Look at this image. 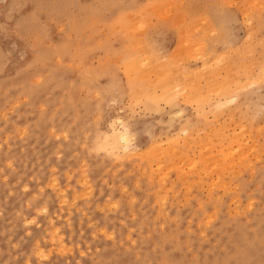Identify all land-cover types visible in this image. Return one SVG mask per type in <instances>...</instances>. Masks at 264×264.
I'll return each mask as SVG.
<instances>
[{
	"label": "rangeland",
	"instance_id": "rangeland-1",
	"mask_svg": "<svg viewBox=\"0 0 264 264\" xmlns=\"http://www.w3.org/2000/svg\"><path fill=\"white\" fill-rule=\"evenodd\" d=\"M263 65L264 0H0V264H264Z\"/></svg>",
	"mask_w": 264,
	"mask_h": 264
},
{
	"label": "bare ground",
	"instance_id": "bare-ground-1",
	"mask_svg": "<svg viewBox=\"0 0 264 264\" xmlns=\"http://www.w3.org/2000/svg\"><path fill=\"white\" fill-rule=\"evenodd\" d=\"M157 5H159V4H157ZM153 7H154V6H153ZM158 7H159V6H158ZM160 8H161V7H159L158 9H160ZM162 8H163V7H162ZM162 10H163V9H162ZM159 12H160V11H159ZM136 19H137V18H136ZM137 21H138V20H137ZM200 21H201V20H200ZM140 22H141V21H140ZM141 23H142V22H141ZM201 25H202V24H201ZM211 25H212V24H211ZM136 26H137V25H136ZM136 26H135V28H136ZM140 26L142 27V24H141ZM143 26H144V25H143ZM138 27H139V26H138ZM195 27H196V26H195ZM142 28H145V27H142ZM139 30H140V29H139ZM139 30H138V28H137V31H139ZM141 30H142V29H141ZM190 31H191V30H190ZM186 32H187V31H186ZM182 34H183V33H182ZM187 34H188V33H187ZM189 34H190V33H189ZM186 36L188 37L189 35H186ZM186 36H185V37H186ZM180 40H181V39H180ZM182 41H183V38H182ZM138 42L141 43L140 40H138ZM189 42H191V41H189ZM186 43H187V42H186ZM138 44H139V43H138ZM179 44H180V43H179ZM190 44H191V43H190ZM193 44H194V43H193ZM200 44H201V41H200ZM202 44H204V43H202ZM180 46H181V45H180ZM184 46H185V47H186V46H189V44H187V45L184 44ZM192 46L194 47V45H192ZM196 46H197V45H195V47H196ZM200 46H201L200 48H203V49L205 48V47L202 46V45H200ZM190 47H191V46H190ZM190 47H187V49H189ZM182 48H184V47H181L180 49H182ZM197 48H198V47H197ZM203 49H202V51H203ZM182 50H183V49H182ZM189 50H190V49H189ZM189 50L186 51V49H185V54L187 53V55H188ZM140 51H141V50H140ZM192 51H193V50H192ZM195 51L199 52L200 50L198 51V50L195 49ZM202 51H200V52H202ZM180 52H181V51H180ZM183 52H184V51H183ZM197 52H196V53H197ZM200 52H199L198 54H203V53H200ZM204 52H206V51H204ZM173 53H175V52H173ZM196 53H194V54H195V55H198V54H196ZM177 54H178V52H177ZM205 54H206V53H205ZM179 55H180V54H179ZM138 56H139V55H138ZM174 56H176V55H174ZM188 56H190V55H188ZM191 56H192V54H191ZM202 56H203V55H202ZM215 56H216V54H215ZM219 56H220V55H219ZM219 56L217 55L216 58L219 59ZM221 56H222V55H221ZM135 57L137 58V56H135ZM141 57H142V56H141ZM181 57H182V55H181ZM223 57H224V59H222V60L224 61V60L227 58V56H223ZM225 57H226V58H225ZM133 58H134V57H133ZM133 58H130V59H133ZM139 58H140V57H139ZM173 58H174V57H173ZM178 58H179V57H178ZM189 58H190V57H189ZM193 58H194V57H193ZM130 59H128V60L125 62V64L128 62V64H126V65H127V69H128V70H127L128 72H126V73H128V75H129V72L132 73V75H135V74L138 75V74H140V72H141V71H140L141 68H142V73H143V68L147 67L148 63L150 62V59H148L149 62L147 61V62H146L147 65H146L145 63H143V62L140 61L141 58H140V59L137 58L138 60H136L135 58H134V60H130ZM154 59H155V58H154ZM154 59H151V60H152V63H153V60H154ZM158 59H159V58H158ZM210 59H211V58H210ZM220 59H221V58H220ZM220 59H219L218 61L216 60V61H217V62H216L217 64L215 63L214 66H215V65L217 66V65H219V64H221V63H223V64L225 63V62H222ZM129 60H130V61H129ZM141 60H142V59H141ZM144 60H145V59H144ZM169 60H170V59H169ZM175 60H176V59H175ZM211 60H212V59H211ZM211 60H210V61H211ZM214 60H215V59H213L212 62H213ZM154 61H155V60H154ZM173 61H174V60H173ZM207 61H208V60H207ZM219 61H221V62H219ZM225 61H226V65H227V64H228V60L226 59ZM229 61H230V60H229ZM156 62L158 63L159 60L156 59ZM212 62L209 63V66L206 65L207 68L210 67V64H211V65L213 64ZM218 62H219V64H218ZM140 63H142L143 65L145 64L146 66H142ZM152 63L149 64V65H151V69H152V67H153V66H152ZM166 63H170V62L167 61ZM166 63L164 64V66L166 65ZM171 63H172V62H171ZM207 63H208V62H207ZM155 64H156V63H155ZM172 64H173V63H172ZM203 64H204V63H203ZM232 64H233V63H232ZM159 65H160V64H158V66H159ZM173 65H174V64H173ZM226 65H225V66H226ZM228 65H230V62H229ZM140 66H141V67H140ZM164 66H161V67L159 66L160 69L158 68V70L155 68V69H154V72H155V70H156V73H153V72H152L153 74H150V75H154V74H155V79H156V77L159 78V79H156V80H157V83H158V84H161V85H158V87H157L156 85H153L154 83H156L155 81L152 80V82H151V80H148V81L151 82L150 85H148V86H146V87L144 86V87L142 88L143 90H145L144 93H145V92L148 93V95H146V96L148 97L149 100H148L147 98H145V97H142V96H141L142 94L140 95L142 98L147 99V101L145 100L146 103H147V102H150V98H149L150 96H149V93H150V95H151V90H152V91H153V90L155 91V88H160V87H162V86H163V87H162L163 91L161 92L160 95L163 96V99H160V98H157V97H156V98H157L156 100H158V101H159V100H164V99H166V100H167V99H173L172 97H174V96L172 95V93H174V92H176V94H177L176 96H177V97H178V96L180 97V95H181V93H180V95L177 93V92L180 91L181 86H182V82L180 83L179 80H178V79H180V81H181V77H180V78L176 77V78H178V79L176 80L177 83L174 84V87H173V86H168L169 83H168V85H164V84H166L167 82L170 81V80L167 78V75H168L169 73H170L169 76L172 74L171 71H170L167 75H166V73H164L165 70H164V72H162ZM169 66H170V64H167V66H166L165 68H167V67H169ZM231 66H232V65H231ZM124 67H126V66H124ZM155 67H157V66L155 65ZM165 68H164V69H165ZM169 68H170V67H169ZM205 68H206V67L204 66V69H203V70H206ZM221 68H222V67H221ZM227 68L229 69V66H228ZM230 68H232V67H230ZM167 69H168V68H167ZM167 69H166V70H167ZM209 69H210V68H209ZM219 69H220V68H219ZM234 69H236V68H234ZM234 69H232V70L234 71ZM145 70H146V68H145ZM145 70H144V71H145ZM152 70H153V69H152ZM210 70H211V69H210ZM222 70H223V69H222ZM125 71H126V70H125ZM146 71H147V72L149 71V70H148V67H147V70H146ZM208 71H209V70H208ZM208 71H207V72H208ZM215 71H216V70H215ZM218 71H219V70H218ZM218 71H216V72L218 73ZM228 71H229V70H228ZM230 71H231V70H230ZM230 71H229V72H230ZM238 71H239V70H238ZM150 72H151V71H150ZM157 72H159V73H157ZM188 72H189V71H188ZM203 72H204V71H203ZM203 72H202V73H203ZM213 72H214V71H213ZM221 72H222V71H221ZM229 72L226 73V74L228 75ZM234 72H235V71H234ZM142 73H141V74H142ZM160 73H161V74H160ZM162 73H164L163 76H161ZM174 73H175V72H174ZM184 73H185V72H184ZM202 73H201V74H202ZM217 73H216V74H217ZM145 74H146V73H144V75H145ZM178 74H179V75H180V74L182 75L183 72H182V73L179 72ZM186 74H188V73H186ZM186 74H184V76H185ZM207 74H208V73H207ZM210 74H211V73H210ZM214 74H215V73H214ZM223 74H224V73H223ZM226 74H225V75H226ZM255 74H256V72H255ZM255 74H253V75H255ZM257 74H258V73H257ZM132 75H131V76H132ZM144 75L142 74V77H143ZM146 75H149V72H148V74H146ZM146 75H145V77H146ZM150 75H149V76H150ZM159 75H160V77H159ZM164 75H165V76H164ZM174 75H175V74H174ZM202 75H204V73H203ZM217 75H218V74H217ZM217 75H214V76L217 77ZM138 76L140 77L141 75H138ZM205 76H206V75H205ZM223 76H224V75H223ZM228 76H229V75H228ZM228 76H224V77H228ZM238 76H239V75H238ZM126 77H127V76H126ZM129 77H130V76H129ZM145 77H143V78H145ZM165 77L167 78L168 81H167V80H163L164 83H161L162 81L159 82V80H161L162 78L165 79ZM174 77H175V76H174ZM187 77L190 78V75L187 76ZM195 77H196V76H195ZM199 77H200V75H199ZM211 77H213V76H211ZM220 77H221V76H220ZM220 77H218V78H220ZM230 77H231V74H230ZM260 77H263V79H264V65H263V67H262L261 70H260L259 77H258V78H255V77H254V78L257 79V81H258V79H259V81H260ZM135 78H137V77H135ZM143 78H142V79H143ZM146 78H149V79H150V77H148V76H147ZM169 78L172 79L173 76H171V77H169ZM176 78H175V79H176ZM185 78H186V77H185ZM189 78H188V82H189V84H190V83H192V81H189V80H190ZM193 78H194V76H192V79H193ZM196 78H197V77H196ZM196 78H195V79H196ZM128 79H132V77L127 78V80H128ZM201 79H203V78H201ZM201 79H200V81H201ZM205 79L207 80V78H205ZM221 79H222V78H220V81H221ZM232 79H233V78H232ZM237 79H238V78H237ZM261 79H262V78H261ZM263 79H262V81H263ZM173 80H174V79H173ZM173 80H172V83L174 82ZM213 80H214V79H213ZM222 80H223V79H222ZM235 80H236V78H235ZM148 81L146 80V82H148ZM166 81H167V82H166ZM182 81H183V80H182ZM198 81H199V80H198ZM200 81H199V82H200ZM203 81H204V80H203ZM216 81H217V80H216ZM218 81H219V80H218ZM223 81H225V80H223ZM226 81H229V80H226ZM239 81H240V80H239ZM251 81H252V80H251ZM254 81H255V80H254ZM254 81H252V82H254ZM132 82H133L132 80H131L130 83L127 81V83L130 84L131 86L133 85ZM193 82H194V80H193ZM214 82H215V80H214ZM214 82L211 81V83H213V85H214ZM233 82H234V81H233ZM174 83H175V82H174ZM183 83H184V82H183ZM185 83L187 84V82H185ZM185 83H184V85H185ZM195 83H196V82H195ZM205 83H206V82H205ZM208 83H209V80H207V83H206V84H208ZM236 83L239 84V82H237V80H236ZM147 84H148V83H147ZM189 84H188V85H189ZM200 84H201V83H200ZM206 84H205V85H206ZM217 84H218V83H217ZM217 84L215 83V85H217ZM220 84L222 85V82H220ZM130 85H128V86H130ZM188 85H185V86L187 87ZM192 85H196V84L192 83L190 86L192 87ZM205 85H202L201 88H202L203 86H205ZM210 85H211V84H210ZM218 85H219V84H218ZM230 85H234V84L231 83ZM131 86H130V87H131ZM154 86H155V88H154ZM190 86H189V87H190ZM224 86H225V85H224ZM135 87H136V86H135ZM189 87H188V89H187L188 91H189ZM199 87H200V85H199ZM205 87H207V85H206ZM209 87H210V86H209ZM212 87H213V86H212ZM212 87H211V89H212ZM228 87L231 88V86H227V87L225 86L224 88H228ZM238 87H239V86H238ZM138 88H139V87L137 86L136 89H138ZM153 88H154V89H153ZM195 88H197V85H196ZM215 88H216V87H215ZM217 88H220V86H218ZM129 89H131V88H129ZM133 89H134V88H133ZM133 89H132V90H133ZM140 89H141V88H140ZM140 89H139V90H140ZM184 89H185V88H184ZM184 89H183V90H184ZM190 89H191V91L194 90V88H193V90H192V88H190ZM199 89H200V88H199ZM199 89H196V92H198V93L201 92V94H202V92H204V90L202 91V89H200V90H199ZM204 89H205V88H204ZM156 90H157V89H156ZM159 90H160V89H159ZM181 90H182V89H181ZM185 90H186V89H185ZM187 90H186V91H187ZM197 90H198V91H197ZM205 90H206V89H205ZM207 90L209 91L210 89L207 88ZM207 90L205 91V93L208 92ZM218 90H219V89H218ZM135 91H137V90H135ZM228 91H229V90H228ZM233 91H234V90L231 91L232 94H233ZM235 91H236V90H235ZM238 91H239V89H238ZM129 92H130V94H131L132 91H129ZM137 92L139 93V91H137ZM141 92H142V90H141ZM180 92H181V91H180ZM193 92H194V91H193ZM213 92H214V90H212V93H213ZM215 92L217 93V91H215ZM219 92H221V90L218 91V95H219ZM223 92H224V91H223ZM225 92H226V91H225ZM225 92H224V93H225ZM134 93H135V92H133V93H132L133 95L131 94L130 96H131V98H134V100L136 101V99H135V95H136V94L134 95ZM138 93H137V95H138ZM142 93H143V92H142ZM144 93H143V94H144ZM152 93H153V92H152ZM156 93H157V91L155 92V94H156ZM162 93H163V94H162ZM183 93H184V91L182 92V94H183ZM185 93H186V92H185ZM221 93H222V92H221ZM155 94H153L154 97L157 96V95H155ZM157 94H159V93H157ZM170 94H171V95H170ZM188 94H189V93H188ZM192 94H194V93H192ZM201 94L199 93V95H201ZM226 94H227V93H226ZM174 95H175V94H174ZM196 95H198V94L196 93L194 96H196ZM206 95H207V94H206ZM206 95L203 94V96H204L205 98H203L202 95H201V96H198V97L201 98V99L203 98L204 101H205V100H206ZM227 95H228V94H227ZM229 95H230V94H229ZM132 96H133V97H132ZM140 96H138L137 99H140V98H139ZM143 96H145V94H144ZM161 96H160V97H161ZM170 96H172V97H170ZM189 96H192V95H189ZM232 96H233V95H232ZM154 97L151 95V100H152V98L155 99ZM168 97H170V98H168ZM198 97H197V98H198ZM186 98H187V97H186ZM190 98L192 99V101L194 100L193 97H190ZM190 98H189V99H190ZM175 99H176V98H175ZM177 99H178V98H177ZM181 99H182V97H181ZM203 99L201 100V102L203 101ZM207 99H210V97L208 98V96H207ZM235 99H236V98H235ZM156 100H155V101H156ZM185 100H186V99H185ZM187 100H188V99H187ZM171 101H173V100H171ZM171 101H170V102H171ZM197 101H198V100H197ZM207 101H208V100H206V102H207ZM166 102H169V101H166ZM173 102H175V101H173ZM190 102H191V101H190ZM195 102H196V101H195ZM201 102H200V103H201ZM153 103H155V102H153ZM157 103H158V102H157ZM191 103H192V102H191ZM197 103H198V102H197ZM197 103H196V104H197ZM155 104H156V103H155ZM196 104H195V106H196ZM203 104H205V103H203ZM203 104H201V105H203ZM157 105H158V104H157ZM191 105H192V104H191ZM197 105H198V104H197ZM201 107H202V106H201ZM179 108H180V106H179ZM182 110H183V109H182ZM180 114H181V113H180ZM231 114H233V116H234V113H231ZM177 115H179V114L177 113ZM115 123H117V122H115ZM117 124H119V123H117ZM120 125H122V126L124 127V128H122L123 130H119V129H116V128H112V130L110 131V133H108V135L106 136V138H105V140H104V143H103L104 146H105L104 148L107 147L106 149H109V151H112V153H114V154L116 153L117 155H118L119 152H121V150H123V152H128V151L130 152L129 149H130V147H131L130 144H131V142H132L131 135L133 136V134H130V130H131V129L129 130V128H127V127H129V126L126 127L125 122H124L123 120H121V119H120ZM112 126L114 127V125H112ZM237 126H239V125H237ZM240 126H241V125H240ZM115 127H116V126H115ZM198 130H199V129H198ZM240 130H241V129H240ZM188 131H189V130H188ZM202 131H203V130H202ZM185 133H186V132H185ZM217 133L219 134V132H217ZM248 133H249V132H248ZM238 134H239V133H238ZM242 134H243V133H242ZM173 136H174V135H173ZM175 137H177V136L175 135ZM185 138H186V137H185ZM234 138H235V137H234ZM239 138H240V137H239ZM243 138L245 139V137H243ZM171 139H172V137L170 138V141L173 142ZM173 139H174V138H173ZM211 139H213V138H211ZM247 139H248V137H247ZM247 139H246V140H247ZM250 139H251V138H250ZM209 140H210V139H209ZM234 140H238V139L235 138ZM174 142H177V141H174ZM240 142H242V140H241ZM240 142H238V143H240ZM188 143H189V142H187V145L189 146ZM209 143H210V142H209ZM209 143H208V145H209ZM233 143H234V142H233ZM235 143H236V142H235ZM238 143H237V144H238ZM253 143H254V142H253ZM173 144H174V143H172V145H173ZM230 144H231V143H229V145L227 144L226 147H227V146H233V144H231V145H230ZM237 144H236V146L239 147ZM240 144H241V143H240ZM183 145H184V144H183ZM183 145H182V146H183ZM204 145H206V144H204ZM242 145L244 146V143H243ZM242 145H241L239 148H241ZM247 145H248V144H247ZM247 145H246V146H247ZM252 145H253V144H252ZM157 146H158V145H157ZM168 146H169V145H168ZM173 146H174V145H173ZM206 146H207V145H206ZM236 146H235V147H236ZM253 146H254V145H253ZM175 147H176V146H174V151H173L174 155L178 154V151H175ZM190 147H191V146H190ZM213 147H214V146H213ZM221 147H222V145H221ZM248 147H250V146H248ZM151 148H152V147H150V149H151ZM155 148H156L157 150H159V147H155ZM169 148H173V147H169ZM188 148H189V147H188ZM205 148H206V147H205ZM210 148H211V147H210ZM228 148H230V147H228ZM239 148H238V150H239ZM243 148H244V147H243ZM245 148H246V147H245ZM253 148H254V147H253ZM162 149H163V148H161L160 153L163 151ZM177 149H178V148H177ZM206 149H207V148H206ZM213 149H214V148H211L210 150H213ZM230 149H233V147H231ZM230 149H229V150H230ZM248 149H249V148H247L246 151L243 150V151L245 152V154H243V157H242V155H241L242 158H244V156H245L246 158H248V156H246V155H248V153H249V151H247ZM250 149H251V148H250ZM148 150H149V149H148ZM148 150L146 151V154H148V153H147V152H149ZM157 150H154V151H153V150H150V155H151L153 152L157 151ZM172 150H173V149H172ZM179 150H180V149H179ZM220 150H221V149H220ZM220 150H219V151H220ZM225 150H226V151H225ZM225 150L223 149V150H221L220 153L218 152V153H219V156H216V157H210V159L215 158L214 160H217V161H215V163L218 162V163L215 164V166L217 165L216 168L219 167V166H218L219 161L222 163L221 166H222V168L225 169V170H227L229 167H231L232 164L235 163V162H234L235 159H234L233 161L231 160V162H232L231 165L227 162L228 158L231 159L230 157H228V156H230V154L232 155V157L236 154V153L234 154V153H231V152H230V151H233L234 149L228 151V149L225 148ZM238 150H237V151H238ZM254 150H255V149H254ZM254 150H253V152H254ZM167 151H168V150H167ZM169 151H170V149H169ZM227 151H228V152H227ZM239 151H240V150H239ZM151 152H152V153H151ZM175 152H176V153H175ZM216 152H217V151H216ZM233 152H234V151H233ZM244 152H243V153H244ZM246 152H247V153H246ZM162 153H163V152H162ZM171 153H172V152H171ZM173 153H172V154H173ZM208 153H209V152H208ZM239 153H240V152H239ZM239 153H237V154H239ZM116 154H115V155H116ZM131 154H132V153H127L126 157H127L128 155L133 156V155H131ZM142 154L144 155L145 152H144V153H141L140 156H141ZM166 154H167V153H166ZM211 154H212V152H211ZM211 154H210V155H211ZM215 154H217V153H215ZM250 154H251V152H250ZM257 154H258V153H257ZM143 155H142V159H143V157H144ZM153 155H157V153H156V154L154 153ZM153 155H152L153 158L158 157V155H157L156 157L153 156ZM159 155H160L161 157H164V155H161V154H159ZM182 155H183V154H182ZM207 155H208V154L206 153V156H207ZM217 155H218V154H217ZM239 155H240V154H239ZM123 156H124V155H123ZM130 156H129V157H130ZM169 156L172 157V158L174 159V156H171V154H169ZM201 156H202V155H201ZM212 156H213V155H212ZM252 156H253V155H252ZM255 156H256V155H255ZM129 157H128V158H129ZM148 157H149V156H148ZM148 157H147V155H146V158H148ZM152 157H151V158H152ZM170 157H169L168 159H172V158H170ZM178 157H179V155H178ZM191 157H192V156H191ZM204 157H205V155H204ZM207 157H208V156H207ZM207 157H205L206 160H209V162H210L211 164H210L209 162H208V163H209L211 166H213V168L210 167V169H215V168H214V164H213V162H211V160H210L209 158H207ZM217 157H218L219 160L217 159ZM219 157H220V158H219ZM237 157H238V155H237ZM237 157H236V159H237ZM130 158H131V157H130ZM158 158H159V157H158ZM184 158H185V157H184ZM201 158H202V157H201ZM239 158H240V157H239ZM239 158H238V159H239ZM246 158H245V159H246ZM252 158H253V157H252ZM144 159H145V157H144ZM159 159H160V158H159ZM161 159H162V158H161ZM180 159H181V158H179V160H180ZM182 159H183V158H182ZM182 159H181L180 161H182ZM190 159H191V158H190ZM190 159H189V160H190ZM192 159H194V158H192ZM199 159H200V158H199ZM203 159H204V158H203ZM203 159H202V160H203ZM238 159H237V162H238ZM240 159H241V158H240ZM148 160H149V159H148ZM150 160H151V159H150ZM162 160H163V159H162ZM174 160H175V159H174ZM179 160L177 159L176 161L179 162ZM196 160H197V159H196ZM214 160H213V161H214ZM191 161H192V160H191ZM191 161H190V162H191ZM203 161H204V160H203ZM239 161H240V160H239ZM243 161H244V159L242 160V162H243ZM150 162H151V161H150ZM173 162H174V161H173ZM177 162H176V165H178ZM205 162L207 163V161H205ZM242 162H241V163H242ZM142 163H143V162H142ZM192 163H193V162H192ZM206 163H205V164H206ZM208 163H207V164H208ZM238 163L240 164V162H238ZM174 164H175V163H174ZM180 164H181V163H180ZM180 164H179V165H180ZM188 164H190V163H189V162H187V164H186V163H185V164L182 163V165H184V167H186V165H188ZM209 164H208L207 166L204 165V164H203V165L206 166V167L208 168V166H210ZM182 165H180V167H182ZM191 165H192V164H191ZM247 165H248V164H247ZM171 166H172V165H171ZM188 166H189V165H188ZM192 166H193V165H192ZM197 166H198V165H197ZM235 166H236V165H235ZM160 167H162V165H160ZM169 167H170V164H169ZM172 167H174V166H172ZM177 167H178V169L180 168L179 166H176V168H175L176 170H178ZM189 167H190V166H189ZM202 167H203V166H202ZM186 168H187V167H186ZM194 168H195V166L193 167V169H194ZM207 168H206V169H207ZM169 169H170V168H169ZM180 169H181V168H180ZM180 169H179V170H180ZM182 169H183V167H182ZM195 169H196V168H195ZM204 169H205V168H204ZM183 170H184V169H183ZM183 170H182V171H183ZM216 170H217V169H216ZM237 170H238V169H237ZM242 170H243V169H242ZM180 171H181V170H180ZM193 171H194V170H193ZM196 171H197V170H196ZM206 171H210V170H206ZM206 171L204 170V172H206ZM213 171H215V170H213ZM232 171H233V168H232ZM252 171H253V170H252ZM190 172H191V170H190ZM197 172H200V171L198 170ZM210 172H211V171H210ZM216 172L220 173L218 170L215 171L214 173H216ZM222 172H223V171H222ZM222 172H221V173H222ZM236 172H237V171H236ZM177 173H178V172H177ZM194 173H195V171H194ZM202 173H203V172H202ZM208 173H209V172H208ZM208 173H206V174H208ZM224 173H225V172H224ZM178 174H179V173H178ZM182 174H183V173H182ZM197 174H199V173H197ZM226 174H227V173H226ZM231 174L233 175V173H231ZM234 174H235V173H234ZM183 175H184V174H183ZM180 176H181V175H180ZM182 178H183V177H182ZM219 178H220V177H219ZM212 181H213V180H212ZM222 182H223V180H221V183H222ZM54 183H55V182H54ZM209 183H210V182H209ZM224 183H225V182H224ZM225 184H227V183H225ZM188 186H189V185H188ZM211 186H213V185L211 184ZM211 186H209V187H211ZM222 186H224V185L222 184L221 187H222ZM235 186H236V185H235ZM219 187H220V186H219ZM184 188H185V187H184ZM211 188H212V187H211ZM212 189H213V188H212ZM224 189H225V188H224ZM45 209H46V208H45ZM42 211H43V210H42ZM58 235H59V234H58ZM60 238H61V237H60ZM61 240H62V239H61Z\"/></svg>",
	"mask_w": 264,
	"mask_h": 264
}]
</instances>
